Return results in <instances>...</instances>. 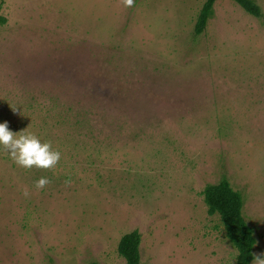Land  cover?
I'll return each instance as SVG.
<instances>
[{
    "label": "rangeland",
    "instance_id": "obj_1",
    "mask_svg": "<svg viewBox=\"0 0 264 264\" xmlns=\"http://www.w3.org/2000/svg\"><path fill=\"white\" fill-rule=\"evenodd\" d=\"M255 1L261 17L217 0L197 35L205 0H0V122L61 153L25 169L0 150V264H127L118 245L134 230L141 264H236L204 198L223 178L264 254Z\"/></svg>",
    "mask_w": 264,
    "mask_h": 264
},
{
    "label": "trees",
    "instance_id": "obj_2",
    "mask_svg": "<svg viewBox=\"0 0 264 264\" xmlns=\"http://www.w3.org/2000/svg\"><path fill=\"white\" fill-rule=\"evenodd\" d=\"M217 0H205L195 24V34L205 31L210 18L214 13ZM248 13L261 17L260 5L255 0H234ZM1 11V6H0ZM6 22L5 16L0 13V24ZM205 202L209 214H219L226 230V235L237 248L236 264H251L254 249L257 244L255 229L249 225L243 215V196L233 188L227 178L218 183L208 185L204 190ZM141 234L134 230L126 233L120 240L118 251L127 264H141Z\"/></svg>",
    "mask_w": 264,
    "mask_h": 264
},
{
    "label": "clouds",
    "instance_id": "obj_3",
    "mask_svg": "<svg viewBox=\"0 0 264 264\" xmlns=\"http://www.w3.org/2000/svg\"><path fill=\"white\" fill-rule=\"evenodd\" d=\"M122 3L125 7H132L134 0H122ZM0 150L6 151L16 165L25 169L53 168L61 157L51 141L43 140L27 129L14 132L6 120L0 122ZM48 183V178L41 176L35 181V187L41 189ZM23 194L27 197L28 190L25 189ZM252 264H264V254L254 255Z\"/></svg>",
    "mask_w": 264,
    "mask_h": 264
}]
</instances>
